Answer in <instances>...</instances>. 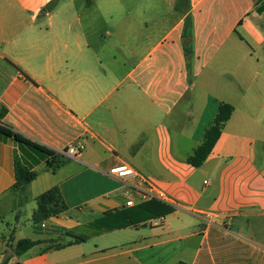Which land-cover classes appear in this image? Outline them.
Returning <instances> with one entry per match:
<instances>
[{"label":"crops","instance_id":"obj_1","mask_svg":"<svg viewBox=\"0 0 264 264\" xmlns=\"http://www.w3.org/2000/svg\"><path fill=\"white\" fill-rule=\"evenodd\" d=\"M78 1L0 0V124L55 153L84 144L53 171V155L0 131V221L15 219L0 264H264V0ZM222 103L235 110L196 168ZM16 156L38 174L23 188ZM122 165L174 211L99 231L130 209L110 174ZM54 187L68 210L38 226L37 198ZM21 239L42 243L17 256Z\"/></svg>","mask_w":264,"mask_h":264},{"label":"trees","instance_id":"obj_2","mask_svg":"<svg viewBox=\"0 0 264 264\" xmlns=\"http://www.w3.org/2000/svg\"><path fill=\"white\" fill-rule=\"evenodd\" d=\"M260 0H257L259 2ZM188 3V0H179L177 3V8H180L182 4ZM193 36V20L192 16L188 15L186 18L185 29H184V40H185V52L186 56L190 57L193 53L191 39ZM235 108L226 103H222L219 107L217 116L215 117L214 123L210 129L207 130L204 138V143L196 150L195 154L190 157L189 163L194 167H200L207 158L211 155L217 141L219 140L222 131L233 115ZM7 113V109L3 108L1 117ZM0 131L14 139L18 142H24L31 144L35 147L45 150L50 155H53L54 161L49 165V167L55 171L60 167L67 159L60 156L59 154L52 152L44 146L27 139L22 134L16 132L11 126L1 123ZM15 171H16V185L15 188H23L25 185L33 182L38 174L29 170L23 165L18 156L15 157ZM37 209L33 214V222L36 225H41L44 221L50 219L53 216H59L68 210L65 204L61 191L58 187H54L48 192L42 194L37 198ZM174 211V207L168 205L160 199H152L149 202L141 204L139 206L127 209V210H116L109 214H106L102 218L95 221L92 226L99 231H111L113 229H121L135 225L137 223H142L149 221L151 219L160 218L166 216ZM77 243H82L86 241V238H76ZM41 241H35L31 239H21L19 240L14 248L15 255L22 256L32 248L40 245ZM60 246H53L48 248H58Z\"/></svg>","mask_w":264,"mask_h":264},{"label":"built area","instance_id":"obj_3","mask_svg":"<svg viewBox=\"0 0 264 264\" xmlns=\"http://www.w3.org/2000/svg\"><path fill=\"white\" fill-rule=\"evenodd\" d=\"M83 150L84 144L82 140L78 139L70 143L64 150L57 152V154L67 160H78L81 157ZM110 174L117 178H122L125 185L127 186L126 194L129 197V200L125 205L127 208L136 206V202L134 200L136 195L140 196L142 201H151L152 199L161 200L163 198V194L157 192L152 182L141 176L136 170L127 165H122L111 169ZM132 178L138 180L140 185L131 183L132 181H130V179ZM159 222L160 220H155L153 224L158 225ZM42 226L46 227L47 225L44 223Z\"/></svg>","mask_w":264,"mask_h":264},{"label":"rangeland","instance_id":"obj_4","mask_svg":"<svg viewBox=\"0 0 264 264\" xmlns=\"http://www.w3.org/2000/svg\"><path fill=\"white\" fill-rule=\"evenodd\" d=\"M78 3L80 4L81 1L79 0ZM122 3L125 4V0H122ZM83 207H86L85 205ZM76 212L70 213V216L76 217ZM15 225V219L8 218L7 220L0 221V238L3 236H9L11 232L13 231V226ZM80 235H87L88 230L85 229L84 231H81L79 233Z\"/></svg>","mask_w":264,"mask_h":264},{"label":"water","instance_id":"obj_5","mask_svg":"<svg viewBox=\"0 0 264 264\" xmlns=\"http://www.w3.org/2000/svg\"><path fill=\"white\" fill-rule=\"evenodd\" d=\"M73 240V238L72 237H67V242H71Z\"/></svg>","mask_w":264,"mask_h":264}]
</instances>
